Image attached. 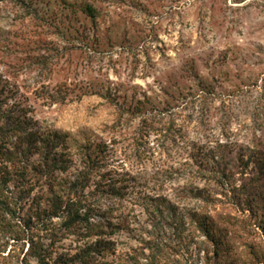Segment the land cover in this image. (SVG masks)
Returning <instances> with one entry per match:
<instances>
[{"label": "rangeland", "instance_id": "1", "mask_svg": "<svg viewBox=\"0 0 264 264\" xmlns=\"http://www.w3.org/2000/svg\"><path fill=\"white\" fill-rule=\"evenodd\" d=\"M0 112V146L19 159L21 131L40 130L20 164L38 186L8 200L17 212L0 224V264H37L43 251L51 264L95 243L33 215L35 195L82 175L84 195L110 212L93 217L114 229L107 264L148 253L164 230L173 264H200L206 248L190 217L242 209L255 175L235 157L259 140L264 150V0H0ZM42 141L66 161L46 179L36 172L50 150ZM220 161L228 180L215 176ZM153 198L159 210L171 204L175 229L154 230L144 209Z\"/></svg>", "mask_w": 264, "mask_h": 264}, {"label": "trees", "instance_id": "2", "mask_svg": "<svg viewBox=\"0 0 264 264\" xmlns=\"http://www.w3.org/2000/svg\"><path fill=\"white\" fill-rule=\"evenodd\" d=\"M6 118L8 119L4 113L0 112V120ZM21 132L23 145L19 148H21L22 158L19 159L17 151L12 152L13 150L7 149L6 146L5 148L3 145L0 146V157H5L4 161L0 163V217H2L0 224L7 221L5 219L6 215L10 214L13 216L17 212L16 207L13 209L10 207L11 204L8 203V200L13 198L15 201L17 199L20 201L21 198H26L38 186L37 183H32L34 179L33 176L28 174L27 168H21L20 164L33 157L34 152L37 151L40 130L38 128H30V131L24 129ZM256 143L246 160H243L242 155H237L234 161V164H237V168L241 170L250 164L253 165L252 172L255 175L254 178L251 176L247 179L249 182L248 189L243 190L239 194L249 198H244L242 202L239 201L237 203L238 208L242 207V209L235 211L232 214V218L229 215L227 218H222L224 213H221L222 211L220 210L222 209H219V207H204L199 213L190 217L193 230L200 237H203V244L206 248L204 255L198 258L199 261L201 260L200 264H264V150L261 149L262 147L257 148ZM41 144L42 146L49 145L50 150L46 148L47 151L45 153L41 150L39 155L41 160L36 168L37 178H50L56 169L64 172L66 170L64 167L66 161L57 163V154L52 150V143L42 141ZM239 161L244 162L242 168V164ZM8 162L13 164L12 168L8 167ZM221 165H226V163L222 164L220 161L215 176L220 181L228 180V165L225 168H221ZM14 180V185L10 187L9 182ZM85 180L86 177L82 175L76 183H72L69 186L59 185L60 187L57 191H53V187H49L48 192L41 191L42 194L47 193L46 196L42 197V195L38 194L32 200L33 207H35L33 215L60 218L64 230L72 229L74 233H81V237L84 238H97L95 243H91L71 258L61 261L55 260L51 264H67V262L68 264H107L106 261L112 254L111 248L107 247L109 245L107 238L114 234V229L109 232L112 225L103 226L95 223L93 219L95 216L108 219L110 212L100 213L94 202L84 195L86 189ZM11 189L17 190L18 194L16 197ZM41 200L46 202L47 208L39 209ZM256 200H258L259 204L256 203ZM241 204L243 206H240ZM160 205V201L153 198L150 204L144 206L145 211L153 218L151 221L153 228L163 225L165 229H175L173 227L175 224V213L171 204L166 202L163 210H159ZM156 214H159L157 221L156 217H154ZM194 215H197L196 219L192 218ZM212 217H217L218 221L212 220ZM237 217L239 219L242 218V221L235 219ZM176 226L178 227V225ZM168 236L169 232L165 230L160 233L163 242L168 239ZM163 242L159 235L149 239V245L147 244L145 247L148 253H145L143 249L141 252L135 253V256L127 257V261H118L117 264H173L169 259L171 257L170 252L173 249L162 245ZM50 254L47 251H43L37 259V264H50L52 260ZM177 264H187V262L181 263L178 260Z\"/></svg>", "mask_w": 264, "mask_h": 264}]
</instances>
